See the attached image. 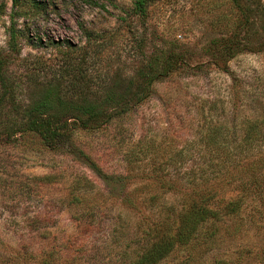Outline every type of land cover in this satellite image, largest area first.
Listing matches in <instances>:
<instances>
[{
  "label": "rangeland",
  "instance_id": "rangeland-1",
  "mask_svg": "<svg viewBox=\"0 0 264 264\" xmlns=\"http://www.w3.org/2000/svg\"><path fill=\"white\" fill-rule=\"evenodd\" d=\"M133 1L0 0V124L48 84L77 81L101 99L132 92L150 58L182 56L147 98L97 129H72L54 147L32 132L0 137V264H132L150 245L143 232L192 185L225 200L238 193L240 178L218 174L231 158L235 176L234 163L252 166L259 194L159 264H264V0L250 2L251 28L230 0H151L144 18ZM234 35L251 50L213 62L207 47Z\"/></svg>",
  "mask_w": 264,
  "mask_h": 264
},
{
  "label": "trees",
  "instance_id": "trees-1",
  "mask_svg": "<svg viewBox=\"0 0 264 264\" xmlns=\"http://www.w3.org/2000/svg\"><path fill=\"white\" fill-rule=\"evenodd\" d=\"M230 1L243 17L244 26L247 25L251 28L255 24L251 20L252 10H258L257 7L251 5V0ZM15 2L16 0H13V3ZM149 3L151 0H134L130 12L144 18ZM255 35L257 34L254 33L253 36ZM11 41L13 42V36ZM248 44L250 43H240L237 36L234 35L214 40L209 45L210 47H207V51L212 49L216 52L213 62H226L237 53L250 48L247 46ZM181 58L180 53L173 50H166V53L158 58H150L135 72L134 81L132 83L128 81L129 84L135 86V89L132 88V92L130 88H125L120 92L111 89L107 90L101 99L90 97L89 93L78 87L77 81L70 82L69 90H63L56 84H48L43 93L33 99L24 109L19 118L13 117L11 121L0 124V137L5 136L9 140L18 133L32 132L37 134L47 146L54 147L61 140L68 138L72 129H97L112 118L128 112L130 100L134 106L147 98L151 83L173 71L182 60ZM0 85L2 89H8V83L1 70ZM257 128V125H252L250 132L257 131ZM251 133L244 140L247 144L253 140ZM231 160L228 165L229 169H225L226 165H224L218 174L223 177H219L222 181L233 182V177L234 179L240 178V182L235 186L238 193L225 200L224 197H217L218 192L214 186L199 188L195 184L192 185L190 190L182 192L179 209L173 211L170 207L172 211L170 218L163 219L143 232L145 237L150 239V245L132 261V264H159L177 248L190 245L203 225L218 221L225 215L238 213L246 198L259 194L254 185L260 183L254 178L252 166L240 165V161L234 163L237 166L236 171L241 170V177H238L233 171L235 168H231L232 162L235 160L232 158ZM246 175L249 176L248 179H244ZM170 184L164 183L163 185H166L167 190H170L173 189V185ZM214 234L215 231H210L206 232L205 236L210 239ZM190 261L192 260L189 256L178 264H190Z\"/></svg>",
  "mask_w": 264,
  "mask_h": 264
}]
</instances>
